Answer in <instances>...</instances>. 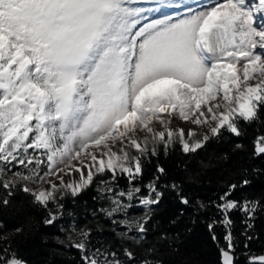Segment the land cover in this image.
<instances>
[{
  "label": "snow or ice",
  "instance_id": "obj_1",
  "mask_svg": "<svg viewBox=\"0 0 264 264\" xmlns=\"http://www.w3.org/2000/svg\"><path fill=\"white\" fill-rule=\"evenodd\" d=\"M249 130L264 162V0H0V264H29L18 244L37 209L64 237L41 243L77 264H170L203 218L219 264H264L240 251L264 219V194H243L264 166L216 199L196 191L247 152ZM228 137L231 153L201 159ZM177 150L180 179L160 163ZM88 192L82 222L65 202ZM170 197L181 207L165 224ZM5 212L22 223L8 229Z\"/></svg>",
  "mask_w": 264,
  "mask_h": 264
},
{
  "label": "trees",
  "instance_id": "obj_2",
  "mask_svg": "<svg viewBox=\"0 0 264 264\" xmlns=\"http://www.w3.org/2000/svg\"><path fill=\"white\" fill-rule=\"evenodd\" d=\"M254 135L255 133L249 130L248 137L243 140V143L247 146V152L234 154L232 155L230 163L214 167L207 171L202 177L203 185L196 189L200 196L205 199H216L224 191V188L229 181H237L240 179L239 175L234 174L239 169L251 168L253 166H264V162L253 161L249 158V154L252 150L251 141ZM234 142V138H226L222 143L214 145L212 150L204 154L201 159H204L205 161H215L221 153H231ZM182 159V155L177 150L175 154L168 158L161 156L160 163L169 169L176 179H180L182 178L183 173L177 168V164ZM196 165V160H193L190 164L191 167H196ZM150 174L151 169H149V175ZM94 194L95 193L93 192L85 193L78 202L68 200L65 202L66 207L80 214L81 221L83 222L85 221L83 217L86 215V211L96 207V203L91 199ZM243 194L248 196H259L264 194V177L255 179L252 186L245 190ZM237 196L239 197L240 193H237ZM179 207L181 206L170 197L166 202L165 212L162 214V220L165 224L170 216L176 214V210ZM30 215L33 217V235L27 240L19 242L18 247L20 255L28 260L29 264H77L78 256L76 255L75 250L60 247L54 242H50L47 245L41 243V239L44 236H51L54 234L62 236V234H59L55 228H48L43 225L42 221L45 217L43 210H32ZM211 215H213V213L209 212V216ZM233 218L236 220V231L239 233L241 230V225L239 223L240 217L239 215H234ZM2 219L6 227L12 229L22 223L23 218L11 212H5ZM186 222L187 217H185V223ZM208 222L209 220L207 218H203L202 222L195 226V231L186 240L184 247L182 248V254L168 257L170 264H182L185 257L191 258L194 264H219L217 247L210 239L207 231ZM216 232L218 236L222 237L223 229L221 227H217ZM254 234L258 238L250 243L249 249L244 250L241 247L240 251H246L254 256L264 255V219L258 221ZM105 235L110 236L111 234L105 233ZM221 243H223L222 240ZM56 249H58V251ZM240 264H247L246 256L241 255Z\"/></svg>",
  "mask_w": 264,
  "mask_h": 264
},
{
  "label": "rangeland",
  "instance_id": "obj_3",
  "mask_svg": "<svg viewBox=\"0 0 264 264\" xmlns=\"http://www.w3.org/2000/svg\"><path fill=\"white\" fill-rule=\"evenodd\" d=\"M96 206H97V205H96ZM137 211H138V210H137ZM83 219H85V221H86V220H88V219H91V217H90V216H87V215H85V216L83 217ZM83 222H84V221H83ZM61 238H64V237H63V235L61 236Z\"/></svg>",
  "mask_w": 264,
  "mask_h": 264
},
{
  "label": "water",
  "instance_id": "obj_4",
  "mask_svg": "<svg viewBox=\"0 0 264 264\" xmlns=\"http://www.w3.org/2000/svg\"><path fill=\"white\" fill-rule=\"evenodd\" d=\"M258 256H260V255H258Z\"/></svg>",
  "mask_w": 264,
  "mask_h": 264
}]
</instances>
